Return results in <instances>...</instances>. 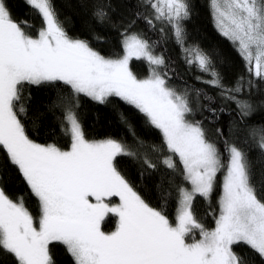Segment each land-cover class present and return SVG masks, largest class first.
I'll use <instances>...</instances> for the list:
<instances>
[{"label":"snow or ice","instance_id":"obj_1","mask_svg":"<svg viewBox=\"0 0 264 264\" xmlns=\"http://www.w3.org/2000/svg\"><path fill=\"white\" fill-rule=\"evenodd\" d=\"M27 2L42 17L43 26L35 35L28 31L27 21H15L6 0H0V148L19 169L39 212L34 217L23 196L14 201L0 189V252L11 254L16 264H53L49 246L59 242L74 264H244L233 250L243 244L264 259V197L253 182L248 154L226 141L225 158L202 123L189 118L194 111L190 94L169 86L167 71L161 70L165 59L155 54L154 44L126 30L123 54L105 57L68 34L52 0ZM209 4L219 31L237 48L249 74L264 82V0ZM144 6L151 9L145 23L153 29L160 23L161 32L167 26L185 62L208 74L206 83L236 101L241 114L247 115L250 104L237 99L244 77L227 87L207 54L198 47H184L183 22L190 15L186 0H145ZM94 15L100 21L108 19L103 5ZM132 59L147 62L146 78L132 72ZM246 83L249 89L254 86L253 79ZM42 84L63 85L69 94L62 123L70 137L67 148L33 141L19 119L22 89ZM81 94L99 103L119 97L159 129L162 144L152 151L166 150L162 163L183 177L176 186L174 219L146 203L118 170L117 157L136 152L111 138H86L75 111ZM195 95L199 100V90ZM23 112L20 105L19 113ZM257 135L264 153V130L253 133ZM144 163L156 167L147 158ZM222 171L219 215L215 227L208 229L194 214L193 204L197 196H211ZM113 219L114 229L105 231Z\"/></svg>","mask_w":264,"mask_h":264},{"label":"trees","instance_id":"obj_2","mask_svg":"<svg viewBox=\"0 0 264 264\" xmlns=\"http://www.w3.org/2000/svg\"><path fill=\"white\" fill-rule=\"evenodd\" d=\"M189 5V18L183 22L186 32L184 47H198L211 58L216 72L222 77L227 87H234L241 76L245 86L237 99L247 101L250 110L242 115L236 101L225 99L218 88L212 87L207 80L208 74L202 73L195 65L185 62V53L173 38L171 30L157 23L155 29L145 23L151 9L146 8L145 0H52L58 20L70 36L88 42L89 46L105 57L115 58L122 55L123 33L139 32L154 44V51L162 55L166 66L169 86L177 92L189 93L193 113L191 120L200 121L208 134L224 152L227 141L236 144L248 154L252 162L253 182L258 195L264 197V153L257 145L258 135L264 130V82H258L251 76L245 61L233 43L216 29L209 0H186ZM12 18L17 22L27 21L32 35L43 26L42 17L26 0H6ZM98 5H103L108 12V19L100 21L94 15ZM130 69L138 78L149 74V66L144 60L132 59ZM199 77V79H198ZM253 79L254 86L249 89L247 80ZM195 90L200 98L196 99ZM69 96L65 86L59 84L25 85L17 111L19 119L25 126L29 138L40 144H56L67 148L70 137L62 131L64 122L65 99ZM208 97L205 99L204 97ZM77 117L89 140L114 139L127 146L137 155L117 157V168L133 189L151 207L164 211L170 218L176 215V186L183 180L182 176L172 174L162 163L165 152L152 151L162 144V134L147 118L118 97H109L105 103H99L90 97L80 95ZM24 108L19 113V106ZM215 109V113L210 111ZM219 129V133L217 132ZM147 158L155 168H149L144 160ZM217 174L216 186L207 199L197 196L193 211L206 228L215 227V218L219 215V199L222 191V176ZM190 187V186H189ZM0 189L14 201L24 197L25 205L34 217L38 216V202L32 196L19 169L13 165L6 151L0 148ZM115 227L114 219L106 223L105 231ZM197 238L199 236L197 235ZM53 264H74V260L65 246L53 242L50 246ZM244 264H264L258 254L241 244L234 246ZM0 264H16L11 254L0 252Z\"/></svg>","mask_w":264,"mask_h":264},{"label":"rangeland","instance_id":"obj_3","mask_svg":"<svg viewBox=\"0 0 264 264\" xmlns=\"http://www.w3.org/2000/svg\"><path fill=\"white\" fill-rule=\"evenodd\" d=\"M27 1V0H26ZM214 24H215V27H216V29L219 31V29H218V27H217V25H216V22H215V20H214ZM219 33H221L220 31H219ZM225 37V36H224ZM228 39V38H227ZM131 62V61H130ZM146 62V61H145ZM147 63V62H146ZM149 66V65H148ZM129 67H130V63H129ZM146 78V77H145ZM119 98V97H118ZM222 180H223V176H222ZM221 195H222V191H221Z\"/></svg>","mask_w":264,"mask_h":264}]
</instances>
